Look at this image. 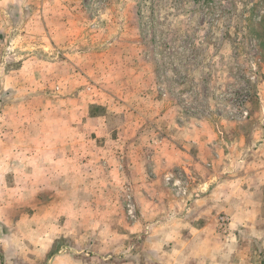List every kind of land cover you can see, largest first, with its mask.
Wrapping results in <instances>:
<instances>
[{
	"label": "rangeland",
	"instance_id": "374dc122",
	"mask_svg": "<svg viewBox=\"0 0 264 264\" xmlns=\"http://www.w3.org/2000/svg\"><path fill=\"white\" fill-rule=\"evenodd\" d=\"M80 117L104 118L93 126L100 146L109 139L120 162H139L143 177L137 167L133 178L148 174L154 198L187 197L189 153L181 171L166 159L171 153L209 148L232 164L264 139V0H0V174L6 185L19 182L0 188L5 260L124 262L123 250L109 252L105 240L113 223L120 234L139 222L130 193L140 195V184L131 191L120 169L114 188L101 186L100 173L85 197L77 189L69 196L41 171L54 137L85 133ZM109 212L119 218L104 221L102 242L90 250L92 236L80 241L76 231H91L93 215ZM72 213L83 215L80 225L64 222ZM19 217L33 231L34 253L13 252ZM220 217L228 219L223 227ZM228 227L218 216V231Z\"/></svg>",
	"mask_w": 264,
	"mask_h": 264
},
{
	"label": "crops",
	"instance_id": "0c3cea01",
	"mask_svg": "<svg viewBox=\"0 0 264 264\" xmlns=\"http://www.w3.org/2000/svg\"><path fill=\"white\" fill-rule=\"evenodd\" d=\"M85 119V125L83 117L78 121L86 128L85 133L82 132L77 137L67 133L54 137L52 147L44 152L50 156V160L46 161V165L43 164L41 171L50 173L48 186L54 178L69 196H73V189H77L85 197L88 192L86 188L96 186L100 173L106 182L101 186L114 188L117 183L116 173L120 169L121 173H129L130 179L124 182L131 191L140 184V195L136 191L130 193V200L134 202L135 219L139 222L125 223V232L120 234L117 225L113 223L114 227H109V235L105 240L111 249H108L109 252L113 248L123 250L125 255L122 264H264V139H261L256 149L250 150L249 155L245 158L238 156L232 164H229L230 157L225 154H215L214 158L219 159L215 160L209 148L204 151L201 148L199 153L190 149H186L187 154L181 150L171 153V157L166 159L172 162L171 165L177 171H181V166H186L181 165V158L189 153L190 189L187 197L166 201L165 197L159 199L150 194L149 187L154 183L149 181L148 174L146 180L133 178V171L137 167L143 177V166L139 162H135V169L128 157L124 163L120 162L118 151L106 147L109 139L104 146H100L103 142L93 126L103 125L104 118ZM37 166L35 164L36 168ZM37 180L32 181L30 188L38 186ZM156 184L158 187L162 182ZM15 185H19V182L14 180L6 185L5 174H0V188H13ZM108 199L111 204L113 200L111 197ZM78 202V198L73 201ZM166 205H169L168 208ZM175 205L180 206V209ZM220 215L229 218L226 234L217 229V218ZM93 217L98 222L91 231L86 232L80 227L76 235L80 241H84L86 235L92 236L89 243H94L89 246L93 248L90 250H97L95 242H102L104 221H115L119 216H112L109 212L96 213ZM80 218H84L83 215L72 213L64 222L75 220L80 225ZM16 221L18 223L15 224L14 236L17 242L13 252L19 251L22 246L24 252L34 253L38 248L34 246L33 231L21 226L22 217L16 218ZM2 235L0 234V264H19L15 257L13 261L11 258L4 259L6 244ZM47 236L52 243V236ZM137 237L141 238L140 241L136 240ZM48 249L51 250L52 245ZM84 251L82 248L76 249L77 253ZM91 253L95 255V251ZM27 257L28 260L32 259ZM1 258L4 261L1 262Z\"/></svg>",
	"mask_w": 264,
	"mask_h": 264
},
{
	"label": "built area",
	"instance_id": "2783aa9c",
	"mask_svg": "<svg viewBox=\"0 0 264 264\" xmlns=\"http://www.w3.org/2000/svg\"><path fill=\"white\" fill-rule=\"evenodd\" d=\"M220 226H224L225 224L228 223V219L226 217H220L219 218Z\"/></svg>",
	"mask_w": 264,
	"mask_h": 264
}]
</instances>
